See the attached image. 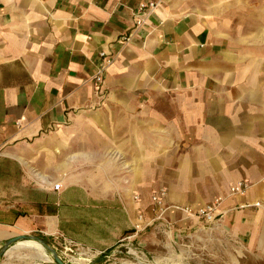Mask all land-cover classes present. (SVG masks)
Here are the masks:
<instances>
[{"label":"crops","instance_id":"crops-1","mask_svg":"<svg viewBox=\"0 0 264 264\" xmlns=\"http://www.w3.org/2000/svg\"><path fill=\"white\" fill-rule=\"evenodd\" d=\"M146 1L0 0V250L37 236L102 260L164 233L188 264H264V94L232 74L222 22L239 2L161 0L136 27ZM218 199L220 220L182 211ZM14 247L0 264H24Z\"/></svg>","mask_w":264,"mask_h":264},{"label":"rangeland","instance_id":"rangeland-1","mask_svg":"<svg viewBox=\"0 0 264 264\" xmlns=\"http://www.w3.org/2000/svg\"><path fill=\"white\" fill-rule=\"evenodd\" d=\"M236 0H234L235 3ZM239 3L232 5L228 14L223 16V21L228 20L227 25L233 30L229 32V45L230 58L235 60V68L232 74L235 76L246 75L249 73L257 78L256 88L258 92L264 94V41L260 39H255V28L251 30H246L249 23H259L264 24V13L260 14L264 10V0H238ZM234 7V8H233ZM230 17L227 19V17ZM262 17V18H261ZM264 26V25H262ZM246 70V74H241ZM164 233L160 239L162 244L157 245L154 251H147L145 248H133L126 250L116 256H111L108 259L98 260L95 257L91 259L90 263L80 262L79 264H188L190 256H193L192 250L194 246H187L176 242L175 244H164L166 239L164 238ZM171 240V241H170ZM168 239V242H172V239ZM18 250H10V254L18 255ZM50 259L49 251L45 250ZM183 251V252H182ZM194 251V250H193ZM23 252V251H22ZM30 252L24 250V264L30 263L26 260V255ZM195 255V253H194ZM20 257V256H19ZM87 259L85 256L80 257L78 255L74 256V259ZM73 259V260H74ZM82 259V260H83ZM74 263V262H73ZM38 264H55L53 261L51 263L38 262Z\"/></svg>","mask_w":264,"mask_h":264},{"label":"built area","instance_id":"built-area-1","mask_svg":"<svg viewBox=\"0 0 264 264\" xmlns=\"http://www.w3.org/2000/svg\"><path fill=\"white\" fill-rule=\"evenodd\" d=\"M161 3V0H151V1H146L143 2L139 5L138 7V14H140L139 17H135V25L136 27H142L145 26L147 23V19L148 17H150V15L159 7ZM125 42H127L129 40V38H125L124 39ZM100 57L102 58V62L99 65L96 73L91 77V81L92 83L97 86L101 83L103 75L107 72L108 67L110 66V64L112 63V58L111 56H109L107 53L105 52H101L100 53ZM54 188L57 190L59 188L58 184H55ZM247 188V185L245 184V182H238L236 183L234 186H232L230 188V192L232 194H244L245 190ZM165 191H159L157 194L153 195L151 197L152 202L156 205V207L158 208V216L161 217L165 211L167 210V207H165L163 201L165 198ZM220 205V200H216L214 203L206 205L203 208H199L197 210H191L189 208H184L182 209V211L188 215V216H194V217H198L206 222H213V221H217L220 220L222 218V212L218 211V207ZM252 206L255 207H260V203L259 202H255L253 204H251ZM250 205H243L242 207H248ZM139 221H142V216L140 215L138 217ZM136 230L139 228V225L137 224L135 226ZM126 250H130L132 249L131 247H125ZM60 258L66 263V264H74L73 263V259L74 256L78 255L80 257H86L87 259H83V262H88L90 263L91 259H93L95 257L96 254L90 252L89 250L72 244V243H68L67 245H63V247L61 248L60 251H57ZM100 254H97V256Z\"/></svg>","mask_w":264,"mask_h":264},{"label":"bare ground","instance_id":"bare-ground-1","mask_svg":"<svg viewBox=\"0 0 264 264\" xmlns=\"http://www.w3.org/2000/svg\"><path fill=\"white\" fill-rule=\"evenodd\" d=\"M24 249V250H28L30 253L26 255V260L30 261V263L28 264H37L38 262H42V261H49L50 258L47 255L44 247L42 246V244H40L37 241L34 240H27V241H23L18 243L17 245H15V247L13 249ZM10 256H14L13 254H10ZM24 257V256H22ZM74 264H79L80 262H83L82 259H74L73 260ZM84 264V263H82Z\"/></svg>","mask_w":264,"mask_h":264},{"label":"water","instance_id":"water-1","mask_svg":"<svg viewBox=\"0 0 264 264\" xmlns=\"http://www.w3.org/2000/svg\"><path fill=\"white\" fill-rule=\"evenodd\" d=\"M27 240H34L39 242L40 244H42V246L44 247L45 250L49 251L50 256L52 258L53 263L55 264H66L59 256L58 252L56 250H54L51 246H49L46 242H44L41 238L37 237V236H20L18 238L12 239L10 241H8L4 247L0 250V259L2 256H4L6 254V252H8V250L10 248H12L14 245L23 242V241H27Z\"/></svg>","mask_w":264,"mask_h":264}]
</instances>
